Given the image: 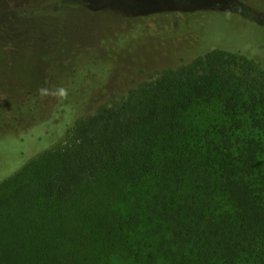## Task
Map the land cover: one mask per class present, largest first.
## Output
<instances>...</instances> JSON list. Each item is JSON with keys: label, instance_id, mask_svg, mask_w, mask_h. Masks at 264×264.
<instances>
[{"label": "trees", "instance_id": "trees-1", "mask_svg": "<svg viewBox=\"0 0 264 264\" xmlns=\"http://www.w3.org/2000/svg\"><path fill=\"white\" fill-rule=\"evenodd\" d=\"M65 6L0 8V134L60 120L0 181V264H264L260 62L209 48L82 114L112 60L57 52ZM83 59L101 68L77 80ZM35 67L57 80L19 104Z\"/></svg>", "mask_w": 264, "mask_h": 264}, {"label": "rangeland", "instance_id": "rangeland-1", "mask_svg": "<svg viewBox=\"0 0 264 264\" xmlns=\"http://www.w3.org/2000/svg\"><path fill=\"white\" fill-rule=\"evenodd\" d=\"M1 2L0 8L4 9H7L6 6L23 9L45 2H50L55 8L65 3L64 8L53 14L60 21L58 34L67 37L65 47L57 52L72 56V50H76L80 55L105 56V60L110 55V74L85 103L82 114L93 113L98 106L122 97L130 88L148 80L163 68L188 62L194 56L209 51V48L238 52L260 62L264 68V0ZM4 9L0 19L6 29L5 36L10 37L15 27H12L13 22ZM35 57L29 60L39 63ZM13 60L23 63L28 59L20 57ZM81 63L77 80H81L84 72L101 68L84 59ZM35 68L33 72H17L14 75L10 92L18 96L19 104L25 101L27 95L44 96L57 80L41 67ZM59 122L47 119L33 123L26 131L0 134V181L38 153L43 143L55 137ZM34 150L37 152L29 155Z\"/></svg>", "mask_w": 264, "mask_h": 264}]
</instances>
